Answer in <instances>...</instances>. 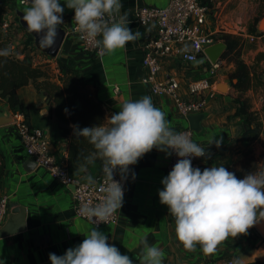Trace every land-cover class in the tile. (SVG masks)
<instances>
[{
  "label": "crops",
  "instance_id": "crops-1",
  "mask_svg": "<svg viewBox=\"0 0 264 264\" xmlns=\"http://www.w3.org/2000/svg\"><path fill=\"white\" fill-rule=\"evenodd\" d=\"M167 1L122 0L120 12L126 13L129 27L133 31L138 30L141 35L126 46L104 55L82 49L73 28L74 9L65 6L64 22L60 26L66 30V36L58 55L50 62H60L77 70L83 83L102 102L105 124L114 112L119 111V103L149 95L154 105L165 111L172 127L176 130L190 127L188 118L179 111L174 99L155 93L153 85L144 80V45L156 34L157 25L155 22L140 24L136 9L142 5L164 6ZM16 6L26 8L16 0H0V41L14 45V55L21 57L27 54L33 57L35 63H39L46 54L32 48L34 42L31 35L20 28L11 36L10 28L2 26L3 22L17 28L18 18L13 13ZM210 6L212 17L209 30L215 37L231 34L240 41V57L249 65L251 72V85L243 95L248 98L251 109L259 114L264 129V0H211ZM251 36H255V39L251 40ZM159 60L161 71L158 80L163 81L170 75L177 76L180 81L178 93L182 98L190 96V81L209 74L210 62L205 56L193 63L170 56H161ZM221 60V67L212 77L216 90L202 94L206 105L201 112L204 114L200 121L201 130L194 131V141L205 148V156L198 157L202 170L223 164L238 178H243L249 172L247 148L258 141L263 131L259 138L248 141L242 136L243 129L237 128L247 123V117L236 115L239 107L236 97L240 92L235 90L230 79L235 63L223 57ZM222 85L227 89L218 88ZM18 94L24 110L29 114L30 125L45 132L57 155H67L70 134L61 128V122L50 117L45 96L32 83L20 87ZM0 115H13L7 100L1 96ZM66 126L74 132L73 123ZM216 140H220L219 146ZM0 153L4 159L0 197L7 195L10 202L4 224L15 206L22 205L27 211L25 230L0 236V259L4 264H51L49 253L64 254L69 247L79 244L92 227L105 232L109 236L108 242L116 244L122 253L128 254L134 264H139L137 256L144 236L164 250V264H210L212 261L231 259L239 260L241 264L264 261V234L256 223L246 233L229 235L220 241L213 253L203 252L199 244L193 249L183 247L177 239L175 221L168 206L160 202L158 195V190L163 188L161 180L169 173L170 155L155 147L139 158L136 164L129 166L118 223L101 226H94L87 219L76 216L74 186L62 184L32 162L25 153L13 122L0 125ZM92 169L95 173V165ZM131 171L135 172V179H132ZM78 176L87 177L82 174Z\"/></svg>",
  "mask_w": 264,
  "mask_h": 264
},
{
  "label": "clouds",
  "instance_id": "clouds-1",
  "mask_svg": "<svg viewBox=\"0 0 264 264\" xmlns=\"http://www.w3.org/2000/svg\"><path fill=\"white\" fill-rule=\"evenodd\" d=\"M65 6L74 9V30L82 38L94 41L100 55L109 54L140 37V32L129 27L126 13L120 12L122 0H28L22 19L26 28L39 37V46L53 48L63 24ZM111 17L109 23L105 16ZM14 45L0 48V57L9 56ZM77 137H85L94 152L85 157L102 160L105 183L99 202L85 203L81 211L94 225L105 222L123 204L122 181L130 172V165L138 162L154 147L167 155L180 157L169 173L162 178L163 188L158 190L160 202L168 206L175 219L177 239L186 249L197 244L203 252L213 253L220 241L229 235L246 233L249 227L264 219V169L248 172L243 178L223 164L212 167H194L192 157L205 156V148L170 125L165 111L156 107L152 97L127 99L119 103L107 124L80 128L73 126ZM213 142V141H212ZM215 143L219 146L220 140ZM119 172L121 179H114ZM132 179L135 172L131 171ZM94 184L93 176L86 177ZM84 239L64 254L49 253L51 264H134L109 236L92 227ZM139 264H164L165 252L147 236L141 239ZM127 247V245H125ZM0 264H4L0 259ZM234 264H241L239 260Z\"/></svg>",
  "mask_w": 264,
  "mask_h": 264
},
{
  "label": "built area",
  "instance_id": "built-area-1",
  "mask_svg": "<svg viewBox=\"0 0 264 264\" xmlns=\"http://www.w3.org/2000/svg\"><path fill=\"white\" fill-rule=\"evenodd\" d=\"M16 1L22 7L28 6V0ZM136 13L140 24L148 25L151 22H155L157 25L156 34L144 45L145 52L142 60V64L146 68L144 80L153 85L155 93L171 96L179 111L185 117L188 118L189 115L201 113L206 105V100L202 97V94L205 91L213 93L216 90L212 77L216 75L217 70L221 67L222 60L219 59L216 63L208 60L210 62L209 74L190 81L188 83L190 96L182 98L178 93L180 81L177 76L170 75L163 81L158 80V74L161 71L159 59L161 56H170L179 58L183 62L193 63L200 57L205 56L204 49L219 41L208 28L212 17L211 6L203 3L202 0H168L164 6L160 7L138 6ZM105 20L110 23L112 18L106 15ZM3 26L7 27L8 23H4ZM76 32L84 51H95L99 54L98 47L94 41L82 38L81 34L78 31ZM254 39L255 36H251V40ZM23 56L24 54L21 55V57ZM43 58L48 59L46 61L55 59V57L47 54ZM33 61L36 62L35 60ZM13 116L15 118L13 124L26 155L62 184L74 186L73 205L75 214L77 217L87 219L81 208L83 204H95L103 197L104 193L101 191V186L105 183L103 171L93 177L95 180L94 184H89L86 178L73 174L66 162L52 150L51 142L42 129L32 127L27 121L25 114L21 111L13 113ZM177 131L188 133L190 138L194 140V130L190 127H184ZM178 159L180 157L175 152H172L169 171ZM192 164L194 167H200L198 157H192ZM114 179H121L118 171L114 174ZM122 183L125 192L126 180L122 181ZM9 205L8 196H1L0 228L4 224ZM172 218L175 221L173 216ZM118 219L119 209L105 222H99L94 225L93 221L87 220L94 226H101L116 225ZM210 264H234V261L232 259L212 261Z\"/></svg>",
  "mask_w": 264,
  "mask_h": 264
},
{
  "label": "trees",
  "instance_id": "trees-1",
  "mask_svg": "<svg viewBox=\"0 0 264 264\" xmlns=\"http://www.w3.org/2000/svg\"><path fill=\"white\" fill-rule=\"evenodd\" d=\"M202 2L211 5V0H202ZM9 27L10 23L6 28ZM18 27L22 28L19 24ZM216 38L227 45L222 57L235 63L230 79L235 90L240 92L236 97L239 103L236 115L247 117L246 128H243L242 136L248 141H254L262 132V121L259 120V114L251 109L248 98L243 95V92L251 85L250 67L240 57V41L237 37L222 34ZM6 46H8L7 42L0 41V48ZM32 48L36 49L34 44ZM60 70L57 79H53L41 62L35 63L33 57L27 54L20 57L11 53L7 57H0V96L7 100L13 113L22 110L30 124L29 114L23 108L18 89L32 83L36 90L45 96L50 117L61 122V128L70 134L67 155L61 158L75 175L93 174L91 173L92 166L95 165L96 172L91 175L94 177L102 171V160L99 157L92 161L86 160L85 157L95 151L93 146L87 138L77 137L66 124L73 123L80 128L102 124L105 120V111L102 102L94 97L75 68L62 63ZM3 172L4 159L0 153V182ZM248 264H264V261Z\"/></svg>",
  "mask_w": 264,
  "mask_h": 264
},
{
  "label": "water",
  "instance_id": "water-1",
  "mask_svg": "<svg viewBox=\"0 0 264 264\" xmlns=\"http://www.w3.org/2000/svg\"><path fill=\"white\" fill-rule=\"evenodd\" d=\"M15 13L18 18V22L20 26L31 35L33 38L34 45L36 49H38L40 52L50 55L52 57H56L59 53V50L61 48V45L63 43V40L66 36V30L62 27L59 26V36L55 42V45L53 48L45 49L39 46V37L30 32L26 28V22L23 21L22 15H23V9L20 7L16 6L14 8ZM227 45L223 41H218L212 45L207 46L204 49V54L205 56L209 59L210 62L216 63L219 59H221L222 55L226 51ZM221 90H226L227 86H219L218 87ZM204 114L199 113V114H193L188 116V120L190 122V128L193 129L194 131H200L201 130V125L200 121L203 118ZM15 120L14 116H3L0 115V125L11 123ZM238 129L242 130L243 128H246L245 125L241 127H237ZM34 164L36 162L32 160ZM26 217H27V211L24 206L18 205L15 206L10 213V216L6 223L3 225V227L0 229V236H6L9 234H13L16 232H20L25 230L26 228ZM256 226L260 229V231L264 234V219L260 220L258 223H256Z\"/></svg>",
  "mask_w": 264,
  "mask_h": 264
},
{
  "label": "rangeland",
  "instance_id": "rangeland-1",
  "mask_svg": "<svg viewBox=\"0 0 264 264\" xmlns=\"http://www.w3.org/2000/svg\"><path fill=\"white\" fill-rule=\"evenodd\" d=\"M13 13L16 15L15 10H13ZM16 17H17V15H16ZM18 24H19V22H18ZM9 28H10L8 30L9 31V35H11V36H14L16 31H19V29H20L18 27V25H17V28H15L13 26L11 27V25H10ZM44 59L45 58H43L41 60V64L48 71V74L53 77V79H57L56 77L61 72L60 69H61V64L62 63L58 62L57 64H55V63H52L50 61H46ZM262 131H263V135L261 136V134H260L261 137L260 136H259L260 138L258 137L259 138L258 141L255 144L249 145V147L247 148V151H246V158H247L246 161H247V165H248V169H249L248 171L249 172L250 171L255 172L258 169H264V151L262 150V147H264V129H263V125H262ZM259 163H262V164L260 165ZM91 173L94 174V170L93 169H92ZM93 174H87V176L93 175Z\"/></svg>",
  "mask_w": 264,
  "mask_h": 264
}]
</instances>
